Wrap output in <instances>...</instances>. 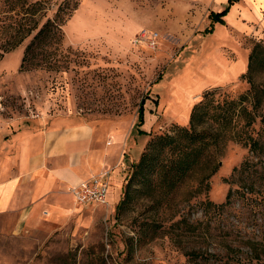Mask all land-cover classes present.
<instances>
[{
	"label": "rangeland",
	"instance_id": "374dc122",
	"mask_svg": "<svg viewBox=\"0 0 264 264\" xmlns=\"http://www.w3.org/2000/svg\"><path fill=\"white\" fill-rule=\"evenodd\" d=\"M75 1L61 36L47 40L44 62L21 68L31 38L0 59V142L44 117L78 119L99 135L111 130L128 165L153 136L188 126L206 90L223 102L250 89L243 75L264 32L242 35L216 20L200 29L187 21L195 36L174 31L161 15L169 0ZM254 80L264 85V71ZM229 136L207 189H197L200 172L167 197H147L136 183L118 212L130 167L111 181L109 203L49 204L24 226L0 215V264H264V155Z\"/></svg>",
	"mask_w": 264,
	"mask_h": 264
},
{
	"label": "trees",
	"instance_id": "16d2710c",
	"mask_svg": "<svg viewBox=\"0 0 264 264\" xmlns=\"http://www.w3.org/2000/svg\"><path fill=\"white\" fill-rule=\"evenodd\" d=\"M51 1L0 0V59L30 38L21 68H27L33 61L37 67L40 61L49 58L45 56L47 40L61 36L63 24L78 6L76 1L62 0L56 8ZM51 11H54L52 17L49 16ZM260 71H264V44L257 42L243 75L250 83V89L237 99H224L223 102H215V91L206 90L194 105L188 126H176L170 132L153 136L139 160L131 166L117 211L130 200L136 183L141 184L147 197L153 198L156 193L167 197L200 172L203 177L197 189L203 184L207 189L209 179L220 167L217 156L221 151V140L227 134L250 151L264 155V115L260 113L264 104V85L254 80V74ZM259 118L257 129L255 124Z\"/></svg>",
	"mask_w": 264,
	"mask_h": 264
},
{
	"label": "crops",
	"instance_id": "0c3cea01",
	"mask_svg": "<svg viewBox=\"0 0 264 264\" xmlns=\"http://www.w3.org/2000/svg\"><path fill=\"white\" fill-rule=\"evenodd\" d=\"M168 2L161 15L169 16L174 21L172 29H181L183 34L197 33L196 29L189 31L187 21L200 29L208 20L219 21L214 27L223 23L242 35L259 36L264 32V0ZM49 122L44 117L36 126L25 125L15 132L9 144L0 142V215L17 216L16 226L42 217L46 205L60 210L71 206L76 201L72 186L105 170H111L113 184L119 173H128L134 163H123L122 145L113 143L111 130L99 135L95 123L64 117ZM2 144L8 147L3 154ZM124 181H117L120 190ZM109 192L110 188L108 203Z\"/></svg>",
	"mask_w": 264,
	"mask_h": 264
},
{
	"label": "built area",
	"instance_id": "2783aa9c",
	"mask_svg": "<svg viewBox=\"0 0 264 264\" xmlns=\"http://www.w3.org/2000/svg\"><path fill=\"white\" fill-rule=\"evenodd\" d=\"M146 34L144 31L142 36L145 37ZM151 40H154V37ZM152 42L155 43V41ZM111 176V170H105L78 185L72 186L71 190L75 195L76 201L84 205L107 203V195L112 179Z\"/></svg>",
	"mask_w": 264,
	"mask_h": 264
}]
</instances>
